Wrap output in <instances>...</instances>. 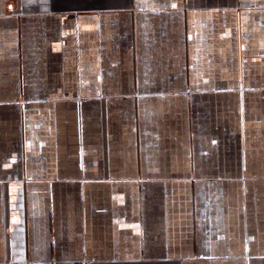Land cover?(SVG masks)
<instances>
[{
  "label": "crops",
  "instance_id": "0c3cea01",
  "mask_svg": "<svg viewBox=\"0 0 264 264\" xmlns=\"http://www.w3.org/2000/svg\"><path fill=\"white\" fill-rule=\"evenodd\" d=\"M0 264H264V0H0Z\"/></svg>",
  "mask_w": 264,
  "mask_h": 264
}]
</instances>
